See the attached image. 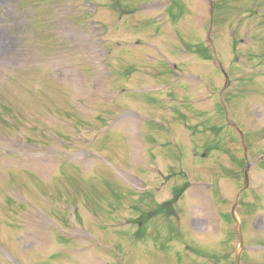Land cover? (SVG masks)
Listing matches in <instances>:
<instances>
[{
    "label": "rangeland",
    "instance_id": "rangeland-1",
    "mask_svg": "<svg viewBox=\"0 0 264 264\" xmlns=\"http://www.w3.org/2000/svg\"><path fill=\"white\" fill-rule=\"evenodd\" d=\"M212 1L0 0V264H235L241 193L264 264V0Z\"/></svg>",
    "mask_w": 264,
    "mask_h": 264
},
{
    "label": "water",
    "instance_id": "water-1",
    "mask_svg": "<svg viewBox=\"0 0 264 264\" xmlns=\"http://www.w3.org/2000/svg\"><path fill=\"white\" fill-rule=\"evenodd\" d=\"M247 183H248V171L246 170L245 172V186H247ZM232 214L235 218V220H238L235 213H234V208L232 210ZM239 232H240V246H242V237H241V231H240V224H239ZM237 258H239V255L237 256Z\"/></svg>",
    "mask_w": 264,
    "mask_h": 264
},
{
    "label": "trees",
    "instance_id": "trees-1",
    "mask_svg": "<svg viewBox=\"0 0 264 264\" xmlns=\"http://www.w3.org/2000/svg\"><path fill=\"white\" fill-rule=\"evenodd\" d=\"M173 202H175V199H173V200H171V201L167 202L166 204H169V205H171ZM164 206H165V205L161 206L160 210H161L162 208H164Z\"/></svg>",
    "mask_w": 264,
    "mask_h": 264
}]
</instances>
